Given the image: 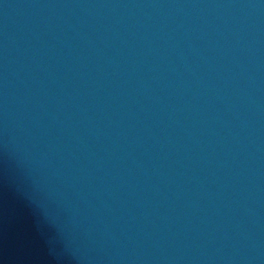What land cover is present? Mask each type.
I'll return each mask as SVG.
<instances>
[{"label":"water","instance_id":"95a60500","mask_svg":"<svg viewBox=\"0 0 264 264\" xmlns=\"http://www.w3.org/2000/svg\"><path fill=\"white\" fill-rule=\"evenodd\" d=\"M0 264H264V0H0Z\"/></svg>","mask_w":264,"mask_h":264}]
</instances>
